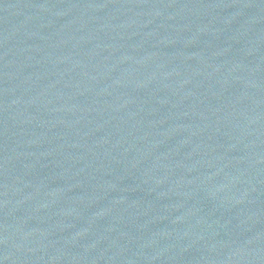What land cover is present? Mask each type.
<instances>
[{
  "label": "water",
  "instance_id": "water-1",
  "mask_svg": "<svg viewBox=\"0 0 264 264\" xmlns=\"http://www.w3.org/2000/svg\"><path fill=\"white\" fill-rule=\"evenodd\" d=\"M264 0H0V264H260Z\"/></svg>",
  "mask_w": 264,
  "mask_h": 264
}]
</instances>
